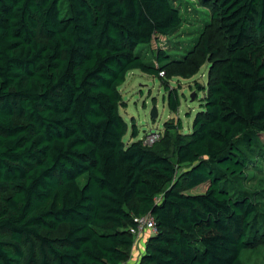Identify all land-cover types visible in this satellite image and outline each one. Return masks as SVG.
I'll return each mask as SVG.
<instances>
[{
    "label": "trees",
    "instance_id": "trees-1",
    "mask_svg": "<svg viewBox=\"0 0 264 264\" xmlns=\"http://www.w3.org/2000/svg\"><path fill=\"white\" fill-rule=\"evenodd\" d=\"M211 15L223 50L156 55L185 77L212 56L192 131L146 146L124 142L120 87L133 69L168 80L139 48L181 27L173 0H0V264H124L147 214L139 264H244L262 243L264 188L246 181L264 157V0Z\"/></svg>",
    "mask_w": 264,
    "mask_h": 264
},
{
    "label": "rangeland",
    "instance_id": "rangeland-1",
    "mask_svg": "<svg viewBox=\"0 0 264 264\" xmlns=\"http://www.w3.org/2000/svg\"><path fill=\"white\" fill-rule=\"evenodd\" d=\"M180 9L182 25L173 34L168 36H156L148 45H141L139 50L144 60L158 65L156 55L159 49H163L172 56L173 61L183 60L184 56L195 54L191 58H201L199 47L205 37L211 38L215 46L223 50L224 41L222 34L217 30V23L212 19L213 0H173ZM143 46V47H142ZM142 47V48H141ZM212 56L205 59L197 72L191 76L172 74L173 65L168 62L159 64L166 71L163 78L145 73L140 69L128 72L126 81L121 85L124 105L120 112L128 123V130L124 136V142L130 144L142 139L147 133L160 130L165 133V139L169 143H175L178 133L192 131L193 120L198 111L202 109L203 98L210 80L214 77L212 69ZM171 89H176L180 105L177 110H171L168 94ZM195 95V99L192 96ZM156 107L158 117L152 118L151 112ZM137 125L138 135L133 136V126ZM180 127V129H179ZM179 129V130H178ZM165 141V140H164ZM255 163L248 170L247 185L255 189L264 188V157L255 156ZM206 185H200L191 192H202ZM264 208V204H263ZM66 225L53 232L54 236H61ZM135 254V252H134ZM244 264H264V239L262 243L249 247L243 251Z\"/></svg>",
    "mask_w": 264,
    "mask_h": 264
},
{
    "label": "built area",
    "instance_id": "built-area-1",
    "mask_svg": "<svg viewBox=\"0 0 264 264\" xmlns=\"http://www.w3.org/2000/svg\"><path fill=\"white\" fill-rule=\"evenodd\" d=\"M165 71H161L160 75H164ZM162 133L160 130H154L147 133L141 140L143 141V144L148 146L152 145L156 141H158L162 137ZM157 231L156 228V222L154 220V217L150 214L139 216L134 218V225L130 227V232L135 236V244L132 248L131 258H133V255L136 254V260L133 261L131 264H139L140 260V253L138 252L139 245H143L146 238ZM135 251V254H134ZM128 264V263H125Z\"/></svg>",
    "mask_w": 264,
    "mask_h": 264
},
{
    "label": "water",
    "instance_id": "water-1",
    "mask_svg": "<svg viewBox=\"0 0 264 264\" xmlns=\"http://www.w3.org/2000/svg\"><path fill=\"white\" fill-rule=\"evenodd\" d=\"M192 99H195V95L192 96ZM151 117L152 118H157L158 117V110L156 107L153 108L152 112H151ZM174 154V147H172V151L171 153L168 155L169 157H172Z\"/></svg>",
    "mask_w": 264,
    "mask_h": 264
},
{
    "label": "crops",
    "instance_id": "crops-1",
    "mask_svg": "<svg viewBox=\"0 0 264 264\" xmlns=\"http://www.w3.org/2000/svg\"><path fill=\"white\" fill-rule=\"evenodd\" d=\"M135 252V251H134ZM137 258H136V254L135 255H133V258H131V259H128L125 263H128V264H131L133 261H135ZM124 263V264H125Z\"/></svg>",
    "mask_w": 264,
    "mask_h": 264
}]
</instances>
